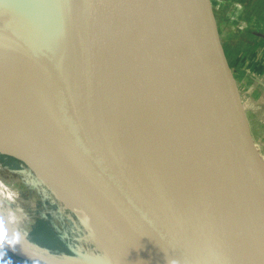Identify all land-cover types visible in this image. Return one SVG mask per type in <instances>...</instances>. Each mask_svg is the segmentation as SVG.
<instances>
[{
  "label": "water",
  "instance_id": "95a60500",
  "mask_svg": "<svg viewBox=\"0 0 264 264\" xmlns=\"http://www.w3.org/2000/svg\"><path fill=\"white\" fill-rule=\"evenodd\" d=\"M52 1L6 0V9L57 128L93 184L1 125L0 152L44 170L77 195L106 208L136 264H259L246 248L204 233L177 211L192 156L208 145L226 90L208 0H161L122 86L118 88L112 76L105 84L107 92L97 80L107 72L99 71L79 48L66 1L59 0V12ZM99 1L85 0V11L96 33L109 42L111 16H99ZM50 19L60 24L50 26ZM182 23L193 48L194 85L180 143L156 169L139 139L140 115L133 110V99L167 50L168 36Z\"/></svg>",
  "mask_w": 264,
  "mask_h": 264
},
{
  "label": "bare ground",
  "instance_id": "6f19581e",
  "mask_svg": "<svg viewBox=\"0 0 264 264\" xmlns=\"http://www.w3.org/2000/svg\"><path fill=\"white\" fill-rule=\"evenodd\" d=\"M65 1L79 48L99 71L107 72L97 79L100 85L107 92L105 84L113 76L116 86L121 87L123 76L128 72L161 0H100L96 6L99 16H111L110 43L91 25L85 0ZM52 4L59 12V0H53ZM9 19L8 9L0 8V36L4 32L10 35L9 41L0 47L3 56V60L0 58V125L45 149L93 184L81 158L57 128L37 79L20 51L15 31L5 27L4 22ZM55 24L60 22L49 20L50 26ZM153 69L133 99V110L140 115L138 134L147 160L152 167L160 169L177 148L185 131V117L194 85V54L185 23L168 36L167 50ZM221 119L222 116H218L208 145L202 152L192 153L177 211L186 220L196 223L204 233L246 248L250 257L264 264V192L245 176L250 165H256L258 161ZM180 152L178 150V154ZM28 165L68 213L71 223L89 229L103 246L110 263L136 264L106 208L77 195L44 170ZM0 185H3L0 187V219L4 220L6 240L13 234L19 235L14 249L5 246L21 256L27 252L37 261L40 256L35 254L26 236V225L32 217L1 177ZM10 195L12 198L8 199ZM239 225L244 228L238 229ZM56 263L58 261H53Z\"/></svg>",
  "mask_w": 264,
  "mask_h": 264
},
{
  "label": "rangeland",
  "instance_id": "374dc122",
  "mask_svg": "<svg viewBox=\"0 0 264 264\" xmlns=\"http://www.w3.org/2000/svg\"><path fill=\"white\" fill-rule=\"evenodd\" d=\"M208 3L226 79L219 118L222 116L226 128L236 134L239 142L257 159L258 164L250 165L245 176L264 192V99L261 97L264 95V70L254 62L255 50L264 41V2L208 0ZM0 8H7L6 0H0ZM4 25L12 29L10 20ZM9 38V33L4 32L0 36V47ZM0 58L3 60L2 55ZM0 168L1 179L32 217L26 225V236L40 257L36 261L27 252H24L27 258L20 257L39 264H53V261L112 264L89 229L71 223L68 213L35 177L28 163L0 152ZM243 228V225L238 226V229Z\"/></svg>",
  "mask_w": 264,
  "mask_h": 264
},
{
  "label": "crops",
  "instance_id": "0c3cea01",
  "mask_svg": "<svg viewBox=\"0 0 264 264\" xmlns=\"http://www.w3.org/2000/svg\"><path fill=\"white\" fill-rule=\"evenodd\" d=\"M260 1H262V3L264 2V0H260ZM252 59H253V57L250 60H252ZM254 62H255V65H257V67L262 66V69L264 70V41H262L261 45L258 46L255 50ZM261 97L264 99V95ZM23 257H25V256H23ZM26 258H22L16 254H13V253H7L6 261L8 259H11L12 264H39V263H35L32 260H28Z\"/></svg>",
  "mask_w": 264,
  "mask_h": 264
},
{
  "label": "clouds",
  "instance_id": "9594fccd",
  "mask_svg": "<svg viewBox=\"0 0 264 264\" xmlns=\"http://www.w3.org/2000/svg\"><path fill=\"white\" fill-rule=\"evenodd\" d=\"M0 187H3V185H0ZM11 195L8 196V199H11ZM7 232L4 226V220L0 219V264H12L11 259H8L7 261H3V255H5L6 253L3 251L5 244H7V246L12 247L14 249V246L18 243L19 241V235L18 234H13V236L11 238H8L6 240L7 237ZM171 264H176L175 261H172Z\"/></svg>",
  "mask_w": 264,
  "mask_h": 264
},
{
  "label": "built area",
  "instance_id": "2783aa9c",
  "mask_svg": "<svg viewBox=\"0 0 264 264\" xmlns=\"http://www.w3.org/2000/svg\"><path fill=\"white\" fill-rule=\"evenodd\" d=\"M3 251L6 253L5 255H3V261H6V259H7V250H5V249H3Z\"/></svg>",
  "mask_w": 264,
  "mask_h": 264
}]
</instances>
